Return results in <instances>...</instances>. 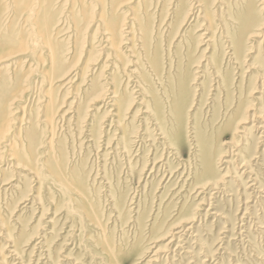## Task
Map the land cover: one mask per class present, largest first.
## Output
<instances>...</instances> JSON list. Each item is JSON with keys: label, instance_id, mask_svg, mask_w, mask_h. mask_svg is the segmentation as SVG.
Masks as SVG:
<instances>
[{"label": "rangeland", "instance_id": "374dc122", "mask_svg": "<svg viewBox=\"0 0 264 264\" xmlns=\"http://www.w3.org/2000/svg\"><path fill=\"white\" fill-rule=\"evenodd\" d=\"M131 1L0 0V264H264V0Z\"/></svg>", "mask_w": 264, "mask_h": 264}, {"label": "bare ground", "instance_id": "6f19581e", "mask_svg": "<svg viewBox=\"0 0 264 264\" xmlns=\"http://www.w3.org/2000/svg\"><path fill=\"white\" fill-rule=\"evenodd\" d=\"M128 1H131V0H127ZM195 1H198V7H201L203 8V5H204V1H201V0H195ZM132 2V1H131ZM189 10V9H188ZM28 13L29 17H30V21H32V18L33 17V10L32 9H25L24 10V13ZM186 15V14H185ZM191 16V14L189 15ZM223 16V14H222ZM186 17V16H185ZM184 17V18H185ZM234 21H236V23H238V30H241L243 27H245V24L247 23L248 21V17L247 15H239V14H236L233 18H232ZM29 21V23H30ZM200 21V20H199ZM183 22V21H182ZM184 23V22H183ZM31 37H30V43H28V47H24L25 50H31L33 52V54H35L36 52H38V48L41 47V45L45 44L46 43V37H44L41 32H40V27L37 26L36 24L34 23H31ZM199 28V27H198ZM139 32V31H138ZM240 32V31H239ZM242 34V33H241ZM123 37V36H122ZM256 37V35L254 36V38ZM232 40V43L234 46V49H235V52H238V45L241 46V39L234 36V37H230ZM251 39V38H250ZM2 47V45H1ZM0 47V64H1V61H4L5 59H10V57L12 58V55L13 53L9 52L11 51L10 49H3ZM47 47H51L50 44L47 45ZM5 48V47H4ZM230 48V47H229ZM240 48V47H239ZM29 50L27 53H29ZM51 51H49V56H50V61L51 63H53V55H52V49H50ZM26 53V54H27ZM24 54V53H23ZM37 54V53H36ZM25 55V54H24ZM14 56V55H13ZM38 59V57H37ZM11 60V59H10ZM39 60V59H38ZM8 61V60H7ZM40 61V60H39ZM41 62V61H40ZM50 63V65H51ZM51 70V69H50ZM52 73V72H51ZM50 74V73H49ZM53 75V74H52ZM53 77V76H52ZM48 78V77H47ZM51 78V77H50ZM48 86V85H47ZM253 101H250L249 105L248 106H254V105H251ZM52 105V104H51ZM50 105V108L48 109V119L46 121V124L47 126H49V128L47 129L48 130V133L50 134V137H48V139L46 140V144L53 148L54 147V143H55V140H54V134H53V130H52V127L53 126V106L51 107ZM250 107V108H251ZM52 108V109H51ZM254 109H251V111H253ZM156 116H161L162 115V109L160 107V105H158L156 103V108L154 110ZM177 115L179 116V119H180V122L181 124H183V119H182V116L180 113H177ZM245 116V115H244ZM251 116V115H250ZM56 117V116H55ZM243 119V118H242ZM245 119H248V117H246ZM244 120V119H243ZM246 122V121H245ZM233 122H230L228 123V125H232ZM244 124V123H243ZM245 125V124H244ZM11 131V127H10V122L8 121H5L4 119L0 121V135L4 136L3 139H1V144L2 142L5 140V137L8 135V133ZM197 135H198V140H199V144L200 146L202 147L201 148V153H202V158H203V171L205 172V175H214L215 173L211 172L212 171V165H211V160H213V157L215 156V153L217 152V149L215 148V143L213 142V139H207L205 134L202 133V132H199L197 129ZM33 139V138H32ZM179 143H181V140H178ZM215 148V149H214ZM53 150V149H52ZM184 159V158H183ZM249 164V163H247ZM19 165V163L17 164ZM248 166V165H247ZM246 168V167H245ZM246 172V171H245ZM256 182V181H255ZM111 254H113V256H116L118 257V254L117 252H115L113 249H110L109 250ZM117 264H122V262H117Z\"/></svg>", "mask_w": 264, "mask_h": 264}]
</instances>
